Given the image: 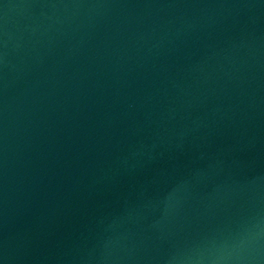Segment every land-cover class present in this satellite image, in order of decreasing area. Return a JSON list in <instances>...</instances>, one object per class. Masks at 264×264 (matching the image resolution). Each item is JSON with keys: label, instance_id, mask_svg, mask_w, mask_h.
Returning <instances> with one entry per match:
<instances>
[{"label": "water", "instance_id": "water-1", "mask_svg": "<svg viewBox=\"0 0 264 264\" xmlns=\"http://www.w3.org/2000/svg\"><path fill=\"white\" fill-rule=\"evenodd\" d=\"M0 264H264V0H0Z\"/></svg>", "mask_w": 264, "mask_h": 264}, {"label": "clouds", "instance_id": "clouds-1", "mask_svg": "<svg viewBox=\"0 0 264 264\" xmlns=\"http://www.w3.org/2000/svg\"><path fill=\"white\" fill-rule=\"evenodd\" d=\"M221 259H223V257H221Z\"/></svg>", "mask_w": 264, "mask_h": 264}]
</instances>
